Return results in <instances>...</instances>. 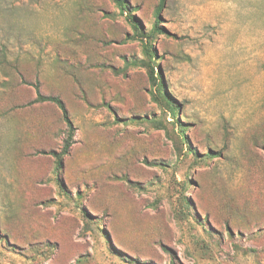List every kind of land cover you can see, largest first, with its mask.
I'll list each match as a JSON object with an SVG mask.
<instances>
[{
  "label": "rangeland",
  "instance_id": "1",
  "mask_svg": "<svg viewBox=\"0 0 264 264\" xmlns=\"http://www.w3.org/2000/svg\"><path fill=\"white\" fill-rule=\"evenodd\" d=\"M124 3L0 0V264H264V0Z\"/></svg>",
  "mask_w": 264,
  "mask_h": 264
},
{
  "label": "trees",
  "instance_id": "2",
  "mask_svg": "<svg viewBox=\"0 0 264 264\" xmlns=\"http://www.w3.org/2000/svg\"><path fill=\"white\" fill-rule=\"evenodd\" d=\"M113 2L116 4V6L123 12L126 8L124 0H113ZM166 0H160V4L157 8V13H156V24L154 27V31L159 32L161 31V29L159 28V20H160V14L164 8V4H165ZM137 28V27H136ZM36 91H37V99L36 101L38 102H52L57 104V106L59 107V109L62 112L63 118L66 121L67 125H68V137L64 142V148L63 151L66 154L69 149L72 146L73 140H74V135H75V128L73 126V123L71 122L70 118H69V114L67 111V108L64 104V102L60 99V98H56V97H52V96H43L40 92V89L38 87V85H36ZM167 102L169 103V100L166 99ZM172 112H175V109L173 107H171ZM59 165L61 166V162L59 163Z\"/></svg>",
  "mask_w": 264,
  "mask_h": 264
}]
</instances>
